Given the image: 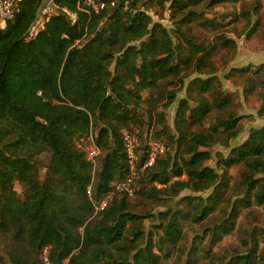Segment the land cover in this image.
Returning <instances> with one entry per match:
<instances>
[{"label": "trees", "instance_id": "16d2710c", "mask_svg": "<svg viewBox=\"0 0 264 264\" xmlns=\"http://www.w3.org/2000/svg\"><path fill=\"white\" fill-rule=\"evenodd\" d=\"M42 1L23 0L20 11L0 29V233L11 242L8 258L0 254V264H47L41 257L45 248L49 264H167L151 238L144 246L139 244L144 236L142 220L148 215L133 212L126 193L112 195L99 211L93 199L103 198L112 190V182L130 171L123 128L133 121L143 123L137 115L142 102L154 106L165 97L160 91L148 100L141 91L156 89L160 81L177 78L183 70L202 72L207 67L209 75L193 79L190 85L200 94L212 91V99L199 96L195 107L186 98L179 101L177 152L159 154L137 181L162 184L152 186L153 192L168 195L185 188L201 192L224 185L222 175L206 164L211 157L207 147L214 142L228 145L237 137L241 116L231 112L208 129L190 127L202 124L212 109L232 103L220 89L213 55L217 47L235 49L237 43L223 33L213 42H200L183 29L201 19L202 12L197 15L188 8L203 0H171L182 25L177 28V42L167 27L138 7L139 0H104L99 12L85 7L84 0H54L58 13L27 39ZM63 8L75 13L74 21ZM200 24L222 26L213 19ZM261 94L264 99V91ZM166 97L163 107L168 108L176 91H167ZM94 130V144L103 152L96 168L77 146ZM44 151L50 152V159L41 179L37 158ZM147 155L145 151L137 166L144 165ZM220 162L224 168L242 165L243 195L238 202L244 206L255 202L264 209V126L251 129ZM15 181L24 186L22 196ZM143 189L140 184L139 190ZM194 197L182 200L192 205ZM219 198L216 191L199 197L204 203L193 217L207 218ZM237 208L232 206L228 216L214 224L212 239L234 226ZM166 212L159 215L168 216ZM182 216V210L170 213L162 227L164 243L176 246ZM254 236L252 232L244 240L246 250L233 254L226 264H264V246ZM199 251L204 250L196 246L189 251L185 264H193L191 255Z\"/></svg>", "mask_w": 264, "mask_h": 264}, {"label": "rangeland", "instance_id": "374dc122", "mask_svg": "<svg viewBox=\"0 0 264 264\" xmlns=\"http://www.w3.org/2000/svg\"><path fill=\"white\" fill-rule=\"evenodd\" d=\"M42 2V4H46L47 0ZM210 2L211 0H203L193 8H188L197 15L202 12L201 19L186 23L184 26L180 24L178 16H174L171 0H164L163 5L160 0H139L138 7L150 14L153 22H160L167 27L175 42L180 39L177 28L182 26L187 33L192 34L200 42H213L218 34L223 33L234 38L237 43L235 49L217 47L213 55L215 75L220 81V89L232 99V103L225 109H212L202 124L193 123L190 127L192 131L208 129L218 117L228 116L231 112L241 116L237 137L231 138L228 145L223 142H214L207 147L211 151V157L206 160V164L222 175L224 185L220 188L211 187L201 192L185 188L177 195H168L163 192H153L152 186L160 188L164 186L162 184L137 181L144 175L142 174L144 166L139 167L136 163L147 151V148L144 149L146 139L147 142L158 141L163 146L164 152L169 151L172 155L177 152L176 139L180 135L176 130L175 121L180 105L179 101L186 98L189 100L190 107H195L199 96L212 99V91L200 94L197 88L190 85L193 79L206 78L209 75L210 68L207 67L202 72L192 69L183 70L177 78L169 77L160 81L158 88L141 91L144 99L149 100L150 97H156L160 91L165 93V97L154 106H150L148 102H142L140 109L137 110V115L138 120L143 123H133V121L128 129L123 128L122 130V133L128 132L132 140L129 143V148L133 153L131 159H133L136 174L130 190L115 192L112 189L103 198L93 199L95 210L99 211L104 204L111 200L112 195L120 197L126 193L130 209L137 214L148 215L142 220L144 236L139 240V244L144 246L151 238L156 243L154 250L161 253L167 264H185L189 251L196 246L204 251L191 255L194 259L193 264H226L233 254L246 250L247 246H245L244 240L251 237L252 232L255 233V241L259 246H264L263 207L255 202H252L253 204L250 206H244L238 202V199L243 195L239 185L242 165L235 164L224 168L220 162L221 158L229 155L233 147L238 146L248 137L251 129L264 126V110L261 111L264 107V99L261 94L264 91V0H218V2L209 4ZM205 19H213L221 23L222 26L214 27V24L203 26L200 23ZM139 43L140 41L134 42L136 45ZM115 64L114 61L110 67L111 70H114ZM171 89L176 91V97L173 103L165 108L163 101L167 98V91ZM149 120H151V124ZM95 134L94 130L87 138L80 139L77 146L86 152L87 158L95 163L96 168L98 166L97 158L102 156L103 152L94 144L93 136ZM49 159L50 152L48 151L38 155L37 162L41 179L45 176ZM184 177L185 175L181 178ZM140 184L144 187L143 191L139 190ZM14 186L18 194L22 196L24 186L18 181H15ZM213 191L220 193L215 210L204 220L197 221L193 217L195 209L204 203V201L200 202L199 197L207 198ZM187 195L195 196L192 205L187 200H182ZM232 206L238 207L234 217V226L221 238L212 239L214 224L228 216ZM174 210L183 212V216L179 219L181 236L176 246L169 242H163L162 231L163 225L168 222L170 213ZM161 212L168 213V216L161 217L159 215ZM10 245L9 236L0 233V254L5 258H8L7 252ZM41 257L49 264L47 248L41 253Z\"/></svg>", "mask_w": 264, "mask_h": 264}, {"label": "built area", "instance_id": "2783aa9c", "mask_svg": "<svg viewBox=\"0 0 264 264\" xmlns=\"http://www.w3.org/2000/svg\"><path fill=\"white\" fill-rule=\"evenodd\" d=\"M22 1L23 0H0V29L4 28L7 22L9 20H12L20 11ZM105 4L106 3L104 0H84L85 7H88L91 11L94 12H99L105 7ZM63 10H65L70 15L73 21L75 20V13L70 12L66 8H63ZM57 13L58 6L54 2V0H47L46 4H41L36 14V18L28 30L27 39L35 37L40 30L45 28V24L49 21L50 17ZM123 134L131 166L130 171L127 174L112 182V189L114 191H129L136 174V172L134 171L133 159H131V157H133V153L131 151V148H129V143H131L132 140L128 132L124 131ZM147 152L148 155L143 165L144 167L153 165L156 161L157 156L164 152V148L161 144H159L158 141L152 140L148 142ZM104 206L105 204L102 206V208Z\"/></svg>", "mask_w": 264, "mask_h": 264}]
</instances>
